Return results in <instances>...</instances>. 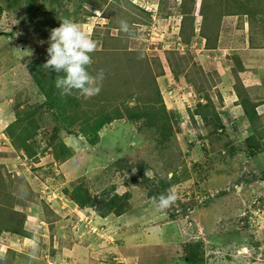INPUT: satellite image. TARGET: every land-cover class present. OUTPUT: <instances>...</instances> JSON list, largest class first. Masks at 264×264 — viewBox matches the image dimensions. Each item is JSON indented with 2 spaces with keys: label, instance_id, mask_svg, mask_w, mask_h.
I'll return each mask as SVG.
<instances>
[{
  "label": "rangeland",
  "instance_id": "obj_1",
  "mask_svg": "<svg viewBox=\"0 0 264 264\" xmlns=\"http://www.w3.org/2000/svg\"><path fill=\"white\" fill-rule=\"evenodd\" d=\"M194 3L0 0V264H188L193 251L204 264H264V105L253 102L261 117L253 126L243 102L245 94L264 101L252 93L264 87V63L250 47L253 62L240 72L241 56L207 44L231 11L245 10L250 27L260 12L264 25V0H202L200 22ZM65 18L99 44L90 71L103 69L105 78L91 99L61 96L55 83L43 92L44 80L40 86L29 69L47 61L50 30ZM225 35L232 47V33ZM61 97L75 100L83 119L111 121L96 145L82 134L84 123H63L54 104ZM205 105L210 126L219 122L223 131L205 128L196 114ZM150 108L164 110L171 125L164 147L165 131L132 117ZM20 119L36 128L24 145L9 135ZM251 139L262 145L249 148ZM62 144L69 159L56 156ZM174 173L177 183L164 193L173 190L176 203L161 210L152 195ZM78 187L102 209L78 201Z\"/></svg>",
  "mask_w": 264,
  "mask_h": 264
},
{
  "label": "clouds",
  "instance_id": "obj_2",
  "mask_svg": "<svg viewBox=\"0 0 264 264\" xmlns=\"http://www.w3.org/2000/svg\"><path fill=\"white\" fill-rule=\"evenodd\" d=\"M85 7H89L85 5ZM96 14H101L99 11ZM59 27L51 29L47 48L48 59L43 65L44 70H52L58 75L55 86L60 90L61 96L79 94L85 99H91L100 94L105 78L101 69L93 74L90 69L94 63L93 54L98 50V41L82 27L71 19L61 20ZM132 27L128 21H119V30L128 34ZM41 43H44L43 41ZM148 176L149 173L146 172ZM161 210L172 207L177 200L173 190L167 194L161 193L159 197H152Z\"/></svg>",
  "mask_w": 264,
  "mask_h": 264
},
{
  "label": "trees",
  "instance_id": "obj_3",
  "mask_svg": "<svg viewBox=\"0 0 264 264\" xmlns=\"http://www.w3.org/2000/svg\"><path fill=\"white\" fill-rule=\"evenodd\" d=\"M184 30V27L182 26L181 28V32ZM208 33V32H207ZM207 33L204 34V36H202L203 38H207L209 39V34L207 35ZM201 35V33H200ZM193 37H195V29L193 31ZM211 38V37H210ZM191 40V39H190ZM189 43V42H188ZM188 43H186L188 45ZM208 44V48H210V40L209 42H207ZM132 55V54H131ZM46 63L45 62H42V60H38L36 59L32 64L31 66H29V69L32 71V75L35 79V81L37 83H40L39 81H41V79H43L44 81V89H43V92H45V87L46 86H51L53 85V83H55V80L57 78L58 75L62 76L64 75L63 72L57 74L55 71H52V70H44L43 68V65ZM42 85V86H43ZM40 86H41V83H40ZM47 97H48V100L52 103L53 102V98L52 96H50L48 93H47ZM66 100H69V104H70V107L73 108L74 110V116L73 117H70L68 116V111L65 110L63 107H67L69 106V104L67 105H64V102ZM248 101V107L246 108V114H247V117L249 118V120L251 121V123L253 124V126L257 125V123L260 121V115H258L257 113V108H258V105L256 104H252L251 101L249 102V98L247 99ZM54 104L57 105L58 108H61V110L63 111V114L65 113L66 116L64 117H60L61 120H63V123L67 126V127H70V126H73L74 123H79L81 122L82 124L84 123L85 126L82 128V134H84V137L87 139V142L90 143L91 145H96V143H98L99 141V132L104 128L105 125L111 123V121H108L107 119H102V117L100 119H102L100 122L98 120V122H90V120H86V119H83L79 114H76V110L79 109V105L78 103H75V100L71 99V98H59L55 101L54 99ZM244 102V101H243ZM69 107V108H70ZM68 108V109H69ZM147 109H142L140 110V112H137L136 114L134 113H131L132 114V117H136L138 118L139 120L144 118L145 119V123L146 124H153L155 126H157L159 129H162L163 131H165L164 135L162 136V140H161V144L163 145L164 147V143L168 140V133L171 132V125L169 123V120L167 118V115H166V112L164 110L162 111H155V108H150L149 110ZM133 112V111H132ZM120 113H124V111L120 112ZM202 119H203V122H205V128L209 129V131L211 133H219L220 131H223L224 127L221 123L217 122V124H212L210 126L209 124V115H213V113L211 112V110L209 109L208 106H203V107H199L197 113ZM135 115V116H134ZM26 116L28 117L26 120L29 121L31 123L29 124H32L33 123V120H31V116L28 114H26ZM71 118V119H70ZM217 120H220L218 114L216 116ZM25 120L23 119H20V121L16 122L15 124L11 125L12 127H14V130L15 131H11L9 130V135L12 137V138H18L22 141V144H26L27 141H23L22 137L24 135H26L27 138H32L33 137V132L35 131V126H27V127H24L22 126L21 124L24 123ZM26 122V121H25ZM212 122V121H211ZM91 123H96V124H91ZM11 127V128H12ZM10 129V128H8ZM32 130V135L30 134ZM161 130V131H162ZM251 142L247 143V146L250 148L251 145L253 148H258L260 145H262L261 141L258 140V139H251L250 140ZM26 149L29 150L30 148L28 146H26ZM59 150L60 152L56 154L57 157H64L66 156L67 159H69V157L72 155L71 154V151L68 150L67 147H65L64 144L60 145L59 147ZM177 183V177H176V173L173 174V177L170 178V181H168V183L160 180L157 184V187L160 191L159 194H154L152 195V197H159V195L161 193H164V190H168L169 188H171L174 184ZM76 199L78 201H81L83 205H92V207H99V203L97 204V199L94 197V198H87V196L84 194L83 191H81V188L78 187L76 188ZM165 194V193H164ZM106 207H108V204L106 205ZM100 209H102V207L100 206L99 207ZM187 261H188V264H204V261H202L199 256L195 253V251L192 252V254H190L187 258Z\"/></svg>",
  "mask_w": 264,
  "mask_h": 264
},
{
  "label": "crops",
  "instance_id": "obj_4",
  "mask_svg": "<svg viewBox=\"0 0 264 264\" xmlns=\"http://www.w3.org/2000/svg\"><path fill=\"white\" fill-rule=\"evenodd\" d=\"M194 1H195V3H194L195 7H194L193 16H196L197 20L200 22V18H202V16H203V13L201 10L202 0H194ZM242 11L243 10H241V9H239L240 13H238V12L233 13V11H231L230 13H232V14H229V15L225 16L224 18H221V20H223L222 22H224V23L222 24V26L220 28L219 38L216 37L217 42L214 41L212 43V46L210 44V48H209V51H211L212 53H215V54H221V52L223 53V50H224L225 54H227V55L230 52L231 55L236 56V58L237 57L239 58V56H241L242 62L240 60L239 61L236 60L238 66H239L240 72H243V68H245V66L247 64L249 65L250 64L249 62H253L250 60V58H252V54H253V53H250V51H249L250 47L253 48V51L255 53L258 52V54L261 55L262 61L264 63V25L260 24L263 20L262 14L260 12H255V13H257L256 16H258V23L257 24L255 23L256 25H253L250 27V23L248 20L249 16L246 14L247 12H245V10L243 13H241ZM232 15H235V16H232ZM199 22L197 24H199ZM200 29H201L200 26H199V28H195V34H199L202 31V29H201V31H199ZM227 30L232 33V35H230V42H229L232 45V47L231 46L226 47V45L224 43L225 42L224 40L227 39V35H225ZM202 39L205 42L207 41L205 38H202ZM195 43H197V42H195ZM201 44H202V42H201ZM205 45H206V43H205ZM203 46H204V43H203ZM226 48H229V49H226ZM226 59L227 58H224V60L220 59L221 63L226 62ZM205 62L208 63L210 61L206 60ZM250 73H253V74H250V76L252 75V78L257 76L256 74H254L253 71H251ZM253 92L257 93L256 97H261V98L264 97V87L261 89V91H259L258 89H256V90L253 89L252 93ZM248 98H249V102L251 101L252 104H254L253 102H256V104H258L257 102H262V106L264 105L263 100L254 101V99H253V101H252V99H251L252 97L248 96L246 94H245V96H243V101L245 104L248 103V101H247ZM259 109L260 108L258 106L257 110H259Z\"/></svg>",
  "mask_w": 264,
  "mask_h": 264
}]
</instances>
